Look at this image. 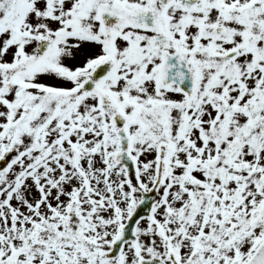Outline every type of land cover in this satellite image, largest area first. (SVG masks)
I'll use <instances>...</instances> for the list:
<instances>
[{"label":"snow or ice","instance_id":"snow-or-ice-1","mask_svg":"<svg viewBox=\"0 0 264 264\" xmlns=\"http://www.w3.org/2000/svg\"><path fill=\"white\" fill-rule=\"evenodd\" d=\"M0 264H264V0H0Z\"/></svg>","mask_w":264,"mask_h":264}]
</instances>
